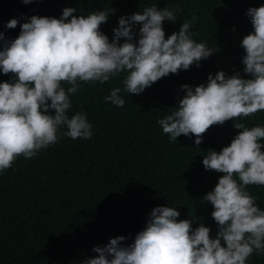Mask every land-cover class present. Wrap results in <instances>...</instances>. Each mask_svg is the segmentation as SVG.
I'll use <instances>...</instances> for the list:
<instances>
[{"label": "clouds", "instance_id": "obj_1", "mask_svg": "<svg viewBox=\"0 0 264 264\" xmlns=\"http://www.w3.org/2000/svg\"><path fill=\"white\" fill-rule=\"evenodd\" d=\"M182 11L179 5H152L121 16L111 41L101 25L114 14L112 8L74 15L76 8L65 7L59 18L32 15L13 40L0 32V72L11 74L9 81L0 82V173L18 157L31 159L62 136L92 138L86 113L68 114L70 95L81 91L82 84H104L124 73V88H112L104 97L123 107L122 91L139 96L161 78L199 66L214 54L215 49L192 38L195 14L166 38L164 22L177 21ZM246 15L253 31L241 41L242 63L250 78L221 70L209 74L206 84L181 85L178 107L157 121L170 142L195 136L196 146L214 125L232 120L239 130L229 145L219 152L207 150L202 160L205 170L222 174L202 197L214 209L215 237L203 222L193 228L195 217L178 219L176 207L157 206L134 242L125 245L126 237L111 238L93 247L96 255L81 264H246L254 251L264 255V210L256 205L259 197L248 191V186H264V126L240 122L264 111V5L250 7ZM17 25L11 19L6 28ZM63 83L70 86L65 89ZM61 126L67 130L58 134Z\"/></svg>", "mask_w": 264, "mask_h": 264}, {"label": "trees", "instance_id": "obj_2", "mask_svg": "<svg viewBox=\"0 0 264 264\" xmlns=\"http://www.w3.org/2000/svg\"><path fill=\"white\" fill-rule=\"evenodd\" d=\"M152 5H179L183 10L177 21L164 22L166 38L195 14L192 38L216 52L199 66L161 78L139 96L122 91L123 107L104 97L112 88H124V73L104 84H82L81 91L70 95L69 116L86 113L92 138L62 136L31 159L18 157L0 173V264H81L96 255L93 247L111 238L124 236L125 245L134 242L157 206L176 207L178 219L195 217L193 228L203 222L215 237L214 209L202 197L222 174L205 170L202 160L207 150L219 152L229 145L239 130L232 120L214 125L196 146L195 136L181 135L170 142L157 121L178 107L184 95L181 85L206 84L209 74L221 70L250 78L243 71L241 47L244 36L253 31L246 13L264 0H0V32L13 40L32 15L59 18L65 7L76 8L74 15L112 8L114 14L101 25L111 41L119 17ZM11 19L18 20L14 29L6 28ZM10 79L11 74L0 72V82ZM240 122L264 126V111ZM66 130L61 126L58 134ZM248 191L259 197L256 205L264 210V186H248ZM246 264H264V255L254 251Z\"/></svg>", "mask_w": 264, "mask_h": 264}]
</instances>
